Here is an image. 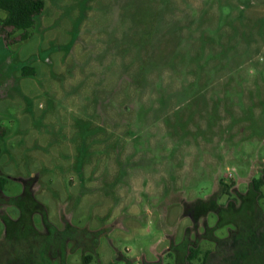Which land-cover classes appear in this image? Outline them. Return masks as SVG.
<instances>
[{"label":"rangeland","instance_id":"obj_1","mask_svg":"<svg viewBox=\"0 0 264 264\" xmlns=\"http://www.w3.org/2000/svg\"><path fill=\"white\" fill-rule=\"evenodd\" d=\"M45 3L0 35V264H35L34 232L59 264H178L221 218L264 224V0ZM30 183L46 223L15 237Z\"/></svg>","mask_w":264,"mask_h":264},{"label":"trees","instance_id":"obj_2","mask_svg":"<svg viewBox=\"0 0 264 264\" xmlns=\"http://www.w3.org/2000/svg\"><path fill=\"white\" fill-rule=\"evenodd\" d=\"M45 0H0V12L4 13V17L0 18V35L4 37L7 46L10 44L11 36L14 33H20L21 38L26 40L29 37V32L35 27L36 19L42 14L45 9ZM10 28L11 31L7 32L6 29ZM12 43V42H11ZM22 75L25 77H30L35 75V69L31 66H24L21 70ZM1 138L0 135V156L2 153L1 148ZM264 173V169H263ZM7 180L5 178H0V192L2 194L6 193L5 184ZM223 194L225 196H230V188H232L234 183L227 184L225 179L221 180ZM32 184H27L25 186L24 194L20 195L17 200V211L19 213L18 223H9V221H4L5 232L12 233L15 236L18 228L25 230L29 227V231L32 229L33 232L36 231L35 228L38 224L34 223L36 220V215L39 213L42 216V221L45 225V211L42 206L36 201L34 195L30 191ZM264 186V179L258 178L253 180V187L261 198H264L261 188ZM6 195V194H5ZM215 203L210 204L203 208V212H208L215 208ZM245 210V208H243ZM41 211H44L41 213ZM219 211V210H217ZM246 211V210H245ZM223 212V211H222ZM230 211L228 210V213ZM221 213V211L219 212ZM263 222V221H262ZM218 228L231 226L229 235L225 239H221L216 242L212 240L210 244L215 243L214 248L203 250L200 247H190L188 255L183 263L178 264H243L249 257L253 256L256 251V245L259 241L264 240V233L260 231V224L262 223H240L238 219H225L221 218L220 223H217ZM263 228H264V224ZM37 226V227H36ZM35 227V228H34ZM39 228V227H38ZM217 228V229H218ZM229 229V228H228ZM34 238L40 237L43 243L41 244V258L34 256L35 264H59L56 259L51 256V249L49 248L48 238L41 237L34 232ZM16 235L15 237H18ZM17 243L21 244L18 239ZM16 243V242H15ZM1 244V243H0ZM33 253V246L30 244L28 254ZM32 257V256H30ZM171 257V255H170ZM54 259V260H53ZM93 256H84V264H92Z\"/></svg>","mask_w":264,"mask_h":264},{"label":"crops","instance_id":"obj_3","mask_svg":"<svg viewBox=\"0 0 264 264\" xmlns=\"http://www.w3.org/2000/svg\"><path fill=\"white\" fill-rule=\"evenodd\" d=\"M3 223H4V221H3Z\"/></svg>","mask_w":264,"mask_h":264}]
</instances>
